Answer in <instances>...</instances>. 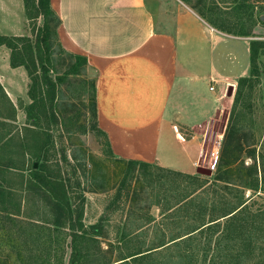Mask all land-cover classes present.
Segmentation results:
<instances>
[{"label": "rangeland", "instance_id": "1", "mask_svg": "<svg viewBox=\"0 0 264 264\" xmlns=\"http://www.w3.org/2000/svg\"><path fill=\"white\" fill-rule=\"evenodd\" d=\"M180 1L213 29L234 36L249 33L250 41L264 42V0ZM43 22V17L36 15V0H0L1 35L34 40ZM54 25L48 22L53 70L50 75L56 72L63 78L54 90L52 105L56 122L51 119L49 109L46 116L40 114L27 119L31 104L28 96L9 99L16 112L15 120L8 126L0 118V138L13 136L8 145L11 149L0 147V159H3L0 189L4 190L0 196V253L18 260L19 264H43L48 250L51 264L60 261L68 264L72 231L66 224L71 215L73 220L81 218L83 227L100 224L102 235L98 242L104 249L107 244L118 245L123 233L129 234V240L120 250L115 247L113 260H117L119 252L127 254L166 242L240 202L247 203L252 212L264 209V47L258 49L252 63L257 76L251 77L239 90L237 84L229 88L219 114L197 130L198 141L204 145L200 167L210 169V154L215 152L216 165L210 169L211 175L195 172L193 176L198 179H180L153 166L131 168L128 163L117 161L92 117L94 73L82 67L78 74H66L75 54L60 46ZM2 58L5 59L4 49L0 52L1 61ZM27 85L29 89L30 79ZM16 135H20L21 151L12 145L17 143ZM40 145H43L42 152ZM22 151L23 158L19 156ZM39 152L51 175L63 180L70 212L66 208L54 211L38 189L29 187V172L32 165L37 167ZM8 160L10 165L4 166ZM220 175L223 180L213 181ZM253 184L255 187L249 188ZM194 191V194H204L199 203L205 213L189 207L179 209L185 202L174 207ZM258 218L264 222V213ZM248 229L255 235L256 244H261L264 226L260 230ZM187 243L194 250V260L200 264L205 243L201 244L199 237ZM184 248L187 246L182 244L181 251ZM210 248L206 252L207 261L201 264H208L210 257L212 263L236 264L237 260L224 256L228 254L226 249L217 258L214 240ZM175 253L178 248L173 244L154 253L151 261H167ZM255 257L247 256L245 262L254 263Z\"/></svg>", "mask_w": 264, "mask_h": 264}, {"label": "crops", "instance_id": "2", "mask_svg": "<svg viewBox=\"0 0 264 264\" xmlns=\"http://www.w3.org/2000/svg\"><path fill=\"white\" fill-rule=\"evenodd\" d=\"M49 7L60 46L94 73L95 123L113 156L193 176L204 149L198 128L249 76L247 36L213 29L180 0H49ZM2 49L0 84L11 101L27 98V72L10 67Z\"/></svg>", "mask_w": 264, "mask_h": 264}, {"label": "trees", "instance_id": "3", "mask_svg": "<svg viewBox=\"0 0 264 264\" xmlns=\"http://www.w3.org/2000/svg\"><path fill=\"white\" fill-rule=\"evenodd\" d=\"M36 15H41L43 17L44 22L42 28L35 35L34 40H31L30 38L24 36L0 35V46H5L9 50L10 67H23L27 72L28 78L30 79V85L27 92V96L29 100H31V104L27 108V119H34V116L37 117L40 114L46 116V112L49 109L51 119H53V122H56L52 105L55 97L54 90L55 86H57L63 80V78L59 75H56V72L54 76L50 75V71L53 72V70L51 68V53L49 52L51 48V32L48 26V22L51 21L55 24L53 30L54 34L57 35L56 29L59 26V19L49 7V0H36ZM248 34L249 33H245L243 36H248ZM263 47L264 42L262 41L250 42L249 56L251 66L249 69V76L245 78H240L237 81V90H239L242 85L248 82L251 77L257 76V72L252 66V63L257 57L258 49ZM72 57L74 58V62L70 65L66 74H78L82 67H86L87 62L85 57L77 54L72 55ZM91 86L93 92L91 105L92 117L96 122L94 82ZM47 102H49L48 105ZM35 110L36 113H34L33 115V112ZM15 112L16 111L12 102L9 100L2 85L0 84V118L6 120V122H4L3 124L4 126H8L10 122L15 120ZM19 136L20 135L15 136L17 143H13L12 145H15L17 150L20 149L21 151V149L23 148H21L22 144H20L21 141L19 140ZM12 140L13 136L11 134H8V136L6 137L0 138V147L8 148V150L11 149L8 147V145L10 142H12ZM40 146L39 147L41 151L43 150V145ZM38 154L39 155H37L36 160L37 167H34L32 165V168L29 172V187L33 190L38 189L44 195L45 199H47L48 204L52 207L54 211L63 210L66 208L67 212H70L69 206L67 204L66 191L63 180L58 175H51L46 160H41L40 152ZM7 155L9 156V151L7 152ZM24 155L25 153L22 151L19 156L23 158ZM117 161L128 163L131 168L138 167L148 169L152 167L146 164L135 162L133 160L123 161L117 159ZM7 165H10L9 160L4 166ZM0 166H3L2 158L0 159ZM162 171L167 174L177 176L180 179H198L194 176L175 173L168 170ZM223 178L224 177L221 175L216 176L213 178V181H220L223 180ZM253 185L249 188L253 189L252 187H255V185ZM192 193L194 194L196 192L194 191ZM193 194L185 195L183 200L174 207L178 208L180 204L182 205V202H185V204L179 207V209L189 207L193 208L194 211L205 213V208H203V206L201 205L202 203H199L200 200H203L204 194L197 193L194 194V197L192 196ZM3 195L4 190L2 188L0 189V196ZM262 213H264V209L252 212L249 209L247 203L243 201L240 202L234 208H230L224 211L219 216L209 218L207 222L202 220L199 224H197L192 230H189L188 232H185L183 234L177 233L173 235L174 237L172 236V238H170L166 242L161 241L157 243V245L151 246L147 249L137 248L131 252H128L127 254H122L119 252L120 256L117 260H113L115 247L120 250L122 245L124 243L126 244L129 240V234L123 233L121 237H119V244L117 243L118 245L107 244V247L104 249L98 242V238L102 235L100 224L95 226L83 227L80 221L81 218L78 217L77 219L73 220L71 219L70 215L68 224L65 223L72 231V233L70 234L71 250L69 254L68 264H165L168 261H170V264H180L175 262H178L181 259H188V261L184 262V264H197V260H194V250L191 247V244L187 243L197 237H199V241L201 242V244H206H203V254L201 255L200 261L201 263H203L205 260L207 261L206 252L207 250L211 249L210 244L213 243L214 240V246L217 250V258H220V252L222 250L225 251L226 249V251H228V254H225L224 256L228 258L229 255L230 259L237 260L236 264H264V239L261 244H256L255 235L252 234L251 231H249L248 229L258 228L260 230V227L264 226V222L260 221L261 217L258 218V216ZM66 219L67 218L65 217V220ZM221 221H224L223 224L221 223ZM245 229H248V231H245ZM185 239L186 241L183 243L182 241H184ZM173 244H175V247L178 248L177 254L175 253V255H170V258H168L167 261L163 259L161 262L159 261L156 263H152L151 258L154 253L162 249H167V247ZM182 244L183 247L187 246V249L184 248V251H181L182 247L180 249V246ZM49 255L51 254L47 250V259L43 264H51V258ZM247 256H256V261L254 263L245 262ZM217 263L218 262L212 263L211 257L208 260V264ZM226 263L221 262V264ZM0 264H19V261L16 259L13 260L10 256L3 255L2 253H0ZM58 264H63V262L60 261Z\"/></svg>", "mask_w": 264, "mask_h": 264}, {"label": "water", "instance_id": "4", "mask_svg": "<svg viewBox=\"0 0 264 264\" xmlns=\"http://www.w3.org/2000/svg\"><path fill=\"white\" fill-rule=\"evenodd\" d=\"M34 167H36V165H34ZM196 172L198 174H200V175H203V176H210L211 175V170L210 169H206V168H203V167H200V166L197 167Z\"/></svg>", "mask_w": 264, "mask_h": 264}, {"label": "built area", "instance_id": "5", "mask_svg": "<svg viewBox=\"0 0 264 264\" xmlns=\"http://www.w3.org/2000/svg\"><path fill=\"white\" fill-rule=\"evenodd\" d=\"M215 165H216V157H215V152L213 151L210 154V158H209V161H208V167L212 170L215 167Z\"/></svg>", "mask_w": 264, "mask_h": 264}]
</instances>
